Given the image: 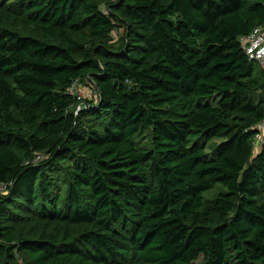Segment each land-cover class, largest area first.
Listing matches in <instances>:
<instances>
[{
	"label": "trees",
	"instance_id": "16d2710c",
	"mask_svg": "<svg viewBox=\"0 0 264 264\" xmlns=\"http://www.w3.org/2000/svg\"><path fill=\"white\" fill-rule=\"evenodd\" d=\"M256 26L264 0H0V264H264Z\"/></svg>",
	"mask_w": 264,
	"mask_h": 264
},
{
	"label": "built area",
	"instance_id": "2783aa9c",
	"mask_svg": "<svg viewBox=\"0 0 264 264\" xmlns=\"http://www.w3.org/2000/svg\"><path fill=\"white\" fill-rule=\"evenodd\" d=\"M241 48L246 53L250 61L257 62L264 69V26H256L249 34L239 37ZM68 92L81 100L79 94L78 81L75 80L69 87ZM80 104L77 106L79 108ZM257 133L253 141V148L255 152H259L264 142V120L256 125ZM38 157V156H37ZM5 189V184L0 183V190Z\"/></svg>",
	"mask_w": 264,
	"mask_h": 264
},
{
	"label": "rangeland",
	"instance_id": "374dc122",
	"mask_svg": "<svg viewBox=\"0 0 264 264\" xmlns=\"http://www.w3.org/2000/svg\"><path fill=\"white\" fill-rule=\"evenodd\" d=\"M113 37H115L116 39V32L112 35ZM78 89H79V94L82 97V101L84 99H88V100H96L97 98V92L94 89V87L91 84H79L78 82ZM200 102L198 103H205L209 101V98H201L199 99ZM80 105H82V103H79ZM80 107V106H79ZM135 141L139 146H145V147H149L150 146V135L149 132L146 131L140 135L135 136ZM215 152L211 149V147H207L206 151H205V158L210 159L214 156ZM222 189L220 187H216L215 189L211 190L210 192H208V196L209 197H213L215 196V194L218 191H221ZM21 260V259H20ZM24 264H26L24 262Z\"/></svg>",
	"mask_w": 264,
	"mask_h": 264
}]
</instances>
